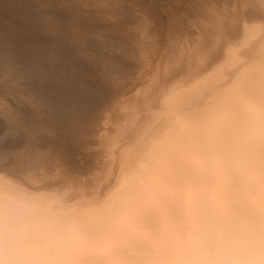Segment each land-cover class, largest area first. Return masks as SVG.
I'll return each instance as SVG.
<instances>
[{
  "label": "bare ground",
  "instance_id": "6f19581e",
  "mask_svg": "<svg viewBox=\"0 0 264 264\" xmlns=\"http://www.w3.org/2000/svg\"><path fill=\"white\" fill-rule=\"evenodd\" d=\"M0 264H264V0H0Z\"/></svg>",
  "mask_w": 264,
  "mask_h": 264
},
{
  "label": "rangeland",
  "instance_id": "374dc122",
  "mask_svg": "<svg viewBox=\"0 0 264 264\" xmlns=\"http://www.w3.org/2000/svg\"><path fill=\"white\" fill-rule=\"evenodd\" d=\"M0 75H1V74H0ZM0 80H3V77H2V76H0ZM1 82H2V81H0V84H1ZM0 96H1V94H0Z\"/></svg>",
  "mask_w": 264,
  "mask_h": 264
}]
</instances>
